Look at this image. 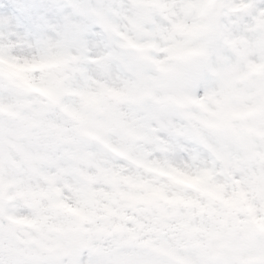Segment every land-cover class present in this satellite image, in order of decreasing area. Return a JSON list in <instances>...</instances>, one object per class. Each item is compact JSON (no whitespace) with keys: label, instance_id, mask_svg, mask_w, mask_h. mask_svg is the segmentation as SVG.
<instances>
[{"label":"clouds","instance_id":"9594fccd","mask_svg":"<svg viewBox=\"0 0 264 264\" xmlns=\"http://www.w3.org/2000/svg\"><path fill=\"white\" fill-rule=\"evenodd\" d=\"M0 264H264V0H0Z\"/></svg>","mask_w":264,"mask_h":264}]
</instances>
